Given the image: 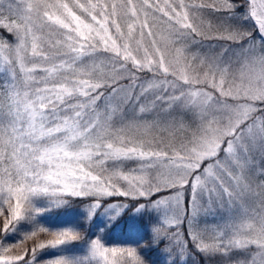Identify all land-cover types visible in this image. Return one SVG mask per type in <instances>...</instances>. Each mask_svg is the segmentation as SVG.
Wrapping results in <instances>:
<instances>
[{
  "label": "snow or ice",
  "instance_id": "1",
  "mask_svg": "<svg viewBox=\"0 0 264 264\" xmlns=\"http://www.w3.org/2000/svg\"><path fill=\"white\" fill-rule=\"evenodd\" d=\"M0 74V264H264V0H0Z\"/></svg>",
  "mask_w": 264,
  "mask_h": 264
},
{
  "label": "trees",
  "instance_id": "2",
  "mask_svg": "<svg viewBox=\"0 0 264 264\" xmlns=\"http://www.w3.org/2000/svg\"><path fill=\"white\" fill-rule=\"evenodd\" d=\"M3 75L0 74V79ZM42 222L50 227H65L71 224H82L83 213L79 209H72L64 213L45 214ZM92 234H99L101 230L106 234V242L113 245L128 244L135 241L146 242L149 238L148 218L132 217L131 214L118 217L116 221L109 222L101 213L94 217L92 224L86 226ZM189 264H199V261H189Z\"/></svg>",
  "mask_w": 264,
  "mask_h": 264
}]
</instances>
